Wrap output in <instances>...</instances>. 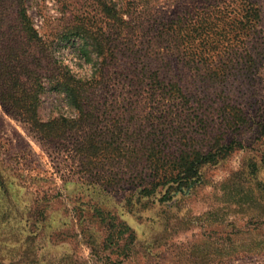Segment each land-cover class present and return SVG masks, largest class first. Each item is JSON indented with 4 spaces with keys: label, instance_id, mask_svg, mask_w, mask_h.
<instances>
[{
    "label": "rangeland",
    "instance_id": "1",
    "mask_svg": "<svg viewBox=\"0 0 264 264\" xmlns=\"http://www.w3.org/2000/svg\"><path fill=\"white\" fill-rule=\"evenodd\" d=\"M13 44L40 78L93 79V119L52 142L0 102V264H264V0H0L1 65ZM55 97L45 120L74 115ZM232 143L159 184L181 152Z\"/></svg>",
    "mask_w": 264,
    "mask_h": 264
},
{
    "label": "trees",
    "instance_id": "2",
    "mask_svg": "<svg viewBox=\"0 0 264 264\" xmlns=\"http://www.w3.org/2000/svg\"><path fill=\"white\" fill-rule=\"evenodd\" d=\"M19 9V20L29 39L40 42L41 40L31 27V21L26 14L24 2L21 3ZM82 31V34H76L70 38L75 37L81 41L82 53L88 57L91 63V61L94 62L92 55L94 53L99 55L102 44L90 32ZM16 47L14 44L11 45L8 54V57L13 56L11 62L14 64L12 65L10 62L6 66L0 64V77L2 78L0 102L7 113L18 121L27 124L30 130L41 139L52 142L65 140L70 135L79 132L82 125L92 122L93 115L90 106L92 104L93 79L89 81L78 79L69 69L58 62L53 64L55 67L53 74L45 79L40 78L34 74L30 67H27V64L21 59L20 51L22 50L18 51ZM26 82L30 83L31 86H28ZM53 94L56 97L51 105H54L57 100L61 103V107L73 111L74 115L59 114L45 120L42 115L49 103L44 100V97ZM235 145L236 143L228 146L217 144L215 148L205 153L197 150H194V152L188 150L181 152L174 167L177 173L168 176L169 178L163 176L159 180V182L161 181L159 184L164 187L170 185L168 190L173 189V185L187 187L199 177L201 166L217 163L234 150ZM238 147L242 146L238 145ZM93 149L92 140H87L80 146L79 152L84 157L89 158L94 153ZM0 180H2L1 175ZM159 184H156V186H159Z\"/></svg>",
    "mask_w": 264,
    "mask_h": 264
}]
</instances>
